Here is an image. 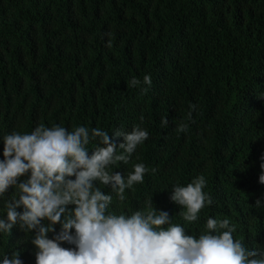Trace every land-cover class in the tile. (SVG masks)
Instances as JSON below:
<instances>
[{"label":"trees","instance_id":"16d2710c","mask_svg":"<svg viewBox=\"0 0 264 264\" xmlns=\"http://www.w3.org/2000/svg\"><path fill=\"white\" fill-rule=\"evenodd\" d=\"M146 74V94L127 87ZM189 104L197 110L177 134ZM33 122L110 135L146 128L130 163L112 170L143 163L150 171L111 210L135 211L152 197L190 234L208 216L228 217L235 238L264 245V210L254 206L264 197V0H0V137L30 132ZM200 174L213 203L189 224L167 192ZM29 238L19 227L0 234V254L18 251L35 264Z\"/></svg>","mask_w":264,"mask_h":264},{"label":"clouds","instance_id":"9594fccd","mask_svg":"<svg viewBox=\"0 0 264 264\" xmlns=\"http://www.w3.org/2000/svg\"><path fill=\"white\" fill-rule=\"evenodd\" d=\"M125 82L141 94L152 86L150 74ZM197 107L188 105L189 122L176 124L177 134L188 132ZM32 124L30 132L14 130L0 137V200L11 191L0 213V234L11 233L14 227L29 233L35 264H264V245L250 247L235 238L237 227L228 217L208 216L203 229L193 235L184 224L173 223V215L158 209L152 197L135 211L111 210L114 196L125 201L126 190L143 184L150 171L143 163L132 164L126 174L112 170L130 163L149 137L146 128H118L110 135L99 127L69 130L59 124ZM160 126H169L167 116ZM260 169L259 183L264 184V154ZM206 186L200 174L167 192L184 222L198 221L201 210L213 203ZM254 206L264 210V197ZM0 264L23 261L13 251L0 254Z\"/></svg>","mask_w":264,"mask_h":264}]
</instances>
